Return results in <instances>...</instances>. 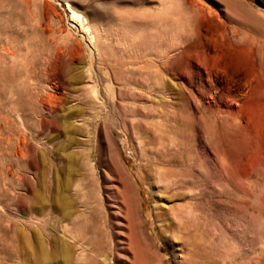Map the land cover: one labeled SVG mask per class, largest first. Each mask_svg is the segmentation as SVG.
<instances>
[{"label": "rangeland", "instance_id": "rangeland-1", "mask_svg": "<svg viewBox=\"0 0 264 264\" xmlns=\"http://www.w3.org/2000/svg\"><path fill=\"white\" fill-rule=\"evenodd\" d=\"M90 190L111 264H264V0H0V264Z\"/></svg>", "mask_w": 264, "mask_h": 264}, {"label": "bare ground", "instance_id": "bare-ground-1", "mask_svg": "<svg viewBox=\"0 0 264 264\" xmlns=\"http://www.w3.org/2000/svg\"><path fill=\"white\" fill-rule=\"evenodd\" d=\"M73 18H80V15L74 11ZM82 26L87 29L84 23ZM88 159L91 160L90 158ZM88 174L90 175V173ZM89 175L87 178H90ZM172 182L175 181L172 180ZM92 189L95 190L94 188ZM90 193H88L90 195H88V198L82 200L81 205H78L73 199V201H63L61 205L66 209L64 208L65 210L61 212L66 224L63 225L62 229L57 228V226L50 229L46 225L45 220L42 219L40 228L32 233V240L28 237L29 235L27 236V232L23 235L21 234L22 245L19 244V247L16 243L17 238L13 237L8 243L7 264H13L16 260L15 258L20 259V264H111L109 256L112 244L106 229V217H104L102 210L103 199H101V194L98 192L95 193L90 190ZM180 220L181 223H179L181 225H179L178 230H183L185 222L183 223L182 219ZM20 238L18 240L21 243ZM191 243L188 245L190 246ZM25 255L28 256V259L30 258V263L23 262ZM19 263L17 262V264ZM143 264L151 263L146 260Z\"/></svg>", "mask_w": 264, "mask_h": 264}]
</instances>
